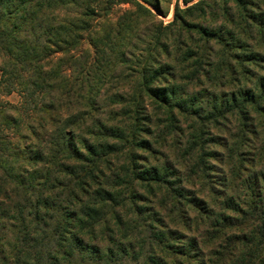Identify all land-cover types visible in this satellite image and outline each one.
Returning a JSON list of instances; mask_svg holds the SVG:
<instances>
[{"label":"trees","instance_id":"1","mask_svg":"<svg viewBox=\"0 0 264 264\" xmlns=\"http://www.w3.org/2000/svg\"><path fill=\"white\" fill-rule=\"evenodd\" d=\"M182 2L0 0V264H264V0Z\"/></svg>","mask_w":264,"mask_h":264},{"label":"rangeland","instance_id":"2","mask_svg":"<svg viewBox=\"0 0 264 264\" xmlns=\"http://www.w3.org/2000/svg\"><path fill=\"white\" fill-rule=\"evenodd\" d=\"M99 0H87V3L93 5L94 7H98L99 9L97 10V14L92 15L88 20L92 25H95L97 29L101 30L98 31L101 34H106L107 31H109L110 27H107L106 23H115L116 19L121 16L123 10H128L133 8L132 0H128L125 2H119L115 1V3H106V0H100L102 1L100 4L96 5V2ZM140 1L143 5L149 7L158 17L160 20H162L163 25H168L169 23L172 22L174 19V12H175V7L177 2H180V5L184 7L185 5L183 4L182 0H150V2H147L146 0H138ZM152 2V3H151ZM116 4L113 9L109 10V7L112 5ZM157 7L158 9H156ZM220 11V15L218 17V22L217 24L220 25L221 23L226 21V18L222 14V9L221 7H215V12ZM104 18V16H106ZM209 16V15H208ZM126 18L127 16H123V18ZM205 17V16H203ZM213 18V17H212ZM145 18L141 17L138 23H135V30L136 34L131 38V39H125V44H124V51H130L131 53L128 54V57H130L132 60H135L134 58L139 56L141 53V50L148 47L149 43L151 40H153V37H151L150 33L153 32V30H156V27L154 26L153 22H145ZM104 21V22H103ZM106 22V23H105ZM99 23L101 26L98 28ZM214 23V22H213ZM105 24V25H102ZM97 34V33H96ZM82 36H85V32L82 33ZM84 40V39H83ZM85 48L88 52L93 54V47L90 45L87 40H85ZM131 54H134L135 57H131ZM126 70H118L116 71L117 75L120 77L122 74L126 73ZM118 77V78H119ZM0 80H1V72H0ZM20 95L17 92H12L10 94L6 93L5 90L0 88V102H5L8 101L13 104H20ZM145 113L144 115H148L152 117V115L157 112V111H165V109L161 108L160 106H157V104H154L151 106L149 104L146 109L143 110ZM158 131V130H157ZM141 150V148H139Z\"/></svg>","mask_w":264,"mask_h":264}]
</instances>
